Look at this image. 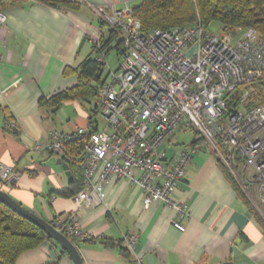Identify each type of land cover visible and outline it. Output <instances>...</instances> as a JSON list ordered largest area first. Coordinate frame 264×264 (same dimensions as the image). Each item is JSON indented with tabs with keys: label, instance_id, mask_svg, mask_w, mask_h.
<instances>
[{
	"label": "built area",
	"instance_id": "obj_1",
	"mask_svg": "<svg viewBox=\"0 0 264 264\" xmlns=\"http://www.w3.org/2000/svg\"><path fill=\"white\" fill-rule=\"evenodd\" d=\"M21 1L39 4H0ZM132 10H97L122 40L118 69L111 70L101 53L95 58L107 66L97 96L103 127L91 120L86 128L49 133L46 148L58 157L70 141L81 143L83 188L73 200L81 207L105 206V188L113 179L124 181L141 189L145 209L154 202L172 208L177 215L173 227L184 232L190 213L173 196L192 155L202 148L264 219V38L250 28L213 33L199 23L143 33ZM6 19L0 9V26ZM95 46L99 51L100 42ZM179 130L197 132L202 144L176 147ZM13 177V170L0 164L2 186ZM50 224L67 238H89L76 212ZM121 240L135 256V236Z\"/></svg>",
	"mask_w": 264,
	"mask_h": 264
},
{
	"label": "crops",
	"instance_id": "obj_2",
	"mask_svg": "<svg viewBox=\"0 0 264 264\" xmlns=\"http://www.w3.org/2000/svg\"><path fill=\"white\" fill-rule=\"evenodd\" d=\"M74 1L80 10L24 1L1 9L7 19L0 26V164L15 177L3 191L49 223L76 212L81 231L94 239L76 244L83 264H264L260 227L206 149L192 155L173 196L190 213L184 232L173 227L172 208L154 202L145 209L141 189L124 181H111L101 207H81L63 196L70 181L57 165L59 157L46 148L49 133L86 128L91 116L84 113L77 124L57 127L60 108L52 114L39 100L75 87L76 75L66 71L94 56L95 42L108 37L97 10L125 11L138 2ZM122 235L135 236V256L120 242ZM15 264L73 263L53 241H45Z\"/></svg>",
	"mask_w": 264,
	"mask_h": 264
},
{
	"label": "trees",
	"instance_id": "obj_3",
	"mask_svg": "<svg viewBox=\"0 0 264 264\" xmlns=\"http://www.w3.org/2000/svg\"><path fill=\"white\" fill-rule=\"evenodd\" d=\"M38 2L59 10L78 11L81 8L80 3L74 0H38ZM11 4H18V2H4L0 4V9ZM132 16L141 24L143 33L198 23L205 29H209L211 24L217 23L221 29L228 31L237 28H250L264 38V0H140V3L133 8ZM100 24L102 28H106L108 33L106 39H100V50L97 51L95 46L93 49L94 56L84 60L76 70L69 69L66 71L76 75L77 84L75 87L59 92L48 99L41 98L39 100L40 107L47 108L54 114L65 103L97 100L104 64L97 63L95 58L99 53L105 57L111 50H115L118 56L122 54V40L118 32L107 28L102 21ZM96 78L97 82L95 83ZM96 113L97 107H94L91 110V120ZM190 131L193 133V139L189 145L202 144L203 139L200 138V135L193 130ZM81 149V143L78 139L70 141L66 145L65 155L58 158L69 167L71 173L69 188L67 192L63 193V196L68 198L73 197L83 188V175L78 161ZM217 162L236 195L247 206L264 235V219L255 211L239 187L230 179V175L220 162L218 160ZM0 190L3 191L2 184ZM68 239L75 246L79 242L94 240L90 237L85 239L69 237ZM45 241L52 242L43 230L0 203V264H15L22 254L39 247ZM120 242L123 243L122 240ZM122 252L127 255L124 249ZM62 253L67 255L63 250Z\"/></svg>",
	"mask_w": 264,
	"mask_h": 264
},
{
	"label": "rangeland",
	"instance_id": "obj_4",
	"mask_svg": "<svg viewBox=\"0 0 264 264\" xmlns=\"http://www.w3.org/2000/svg\"><path fill=\"white\" fill-rule=\"evenodd\" d=\"M138 4H139V0L136 4L131 3L130 6H131V8H134ZM107 28H109V27L107 26ZM209 29H210L209 31H211L213 33H217L218 31H220L219 30L220 25H218L217 23H213L210 25ZM120 60L121 59H119V56L117 55L115 50H111L108 53V55L105 56L106 65L113 71L118 69L119 64H120ZM106 65L104 67L102 79H104L105 74L107 72V66ZM95 105H96L95 99H90L89 101H85V102H77L76 104L62 105V107H60V109H59V112L57 113V115L54 118L55 124L57 125V127H60V125H62V124H69V125L74 124L75 125V124H77V121L79 119L81 120L84 113H87L90 116L91 110L94 108ZM93 120H96L98 122L99 129H101L103 127L104 123L97 114L94 116ZM192 139H193V133L191 131L179 130L178 133L176 132V135H175L173 141H174V144L176 147L182 148L184 146H188L189 143L192 141Z\"/></svg>",
	"mask_w": 264,
	"mask_h": 264
},
{
	"label": "water",
	"instance_id": "obj_5",
	"mask_svg": "<svg viewBox=\"0 0 264 264\" xmlns=\"http://www.w3.org/2000/svg\"><path fill=\"white\" fill-rule=\"evenodd\" d=\"M94 81H97V78ZM57 165L61 166L63 171L66 173L65 175L68 178V181H71V173L69 167L60 159L57 160ZM0 203L43 230L46 235L61 248V250L67 253L73 264H83L76 246L65 235L58 232L49 222L43 220L35 213L30 212V210L13 200L5 191L2 190H0ZM220 264L233 263L230 261H226Z\"/></svg>",
	"mask_w": 264,
	"mask_h": 264
}]
</instances>
